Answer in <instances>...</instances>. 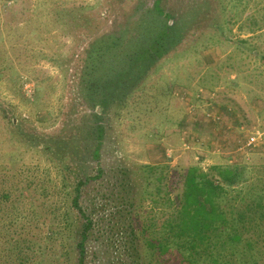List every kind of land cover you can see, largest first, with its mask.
<instances>
[{"label": "rangeland", "instance_id": "obj_1", "mask_svg": "<svg viewBox=\"0 0 264 264\" xmlns=\"http://www.w3.org/2000/svg\"><path fill=\"white\" fill-rule=\"evenodd\" d=\"M236 164L264 168V0H0V264H78L86 220L84 264L132 234L146 263L157 186Z\"/></svg>", "mask_w": 264, "mask_h": 264}, {"label": "trees", "instance_id": "obj_2", "mask_svg": "<svg viewBox=\"0 0 264 264\" xmlns=\"http://www.w3.org/2000/svg\"><path fill=\"white\" fill-rule=\"evenodd\" d=\"M156 9L169 18L158 7ZM174 26L165 24L157 41L152 42L149 49H141L137 58L153 61L154 49L161 48L162 40L170 36ZM123 73L117 81L109 80L105 89L114 87ZM148 169V172L154 171L151 167ZM247 169L239 164L213 165L206 171L191 166L185 171L182 191L176 200L158 185L156 190L164 194L161 200L169 211L166 217L164 214L158 236L145 238L150 251L146 263H143L136 234L131 235L130 264H258L259 261L264 264V168L249 177L246 176ZM158 174L156 181L161 183L164 174ZM81 185L83 182L79 187ZM77 198L78 191L73 202L75 207ZM78 210L83 218H87L81 209ZM90 228V222L86 220L77 245L78 264H84V243Z\"/></svg>", "mask_w": 264, "mask_h": 264}, {"label": "built area", "instance_id": "obj_3", "mask_svg": "<svg viewBox=\"0 0 264 264\" xmlns=\"http://www.w3.org/2000/svg\"><path fill=\"white\" fill-rule=\"evenodd\" d=\"M256 140H257V137H256V136H251V137L248 139V141H247L245 147H250V148H251V147L255 146V144H256Z\"/></svg>", "mask_w": 264, "mask_h": 264}]
</instances>
